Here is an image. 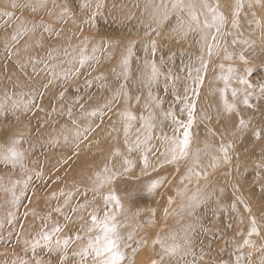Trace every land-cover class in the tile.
Instances as JSON below:
<instances>
[{
	"label": "rangeland",
	"instance_id": "rangeland-1",
	"mask_svg": "<svg viewBox=\"0 0 264 264\" xmlns=\"http://www.w3.org/2000/svg\"><path fill=\"white\" fill-rule=\"evenodd\" d=\"M172 2L0 0V151L19 140L15 147L23 153L15 165L0 159V264H94L79 253L100 234L89 231L91 214L103 219L106 212L116 214L123 264H237L238 257L239 264H264V171L251 165L264 166L257 157L264 131L254 135L264 129V0H241L238 16L237 0H206L226 11L211 55L204 31L178 29L187 13L173 10ZM194 2L202 28L205 10ZM227 33H234L231 44ZM84 48L88 59L81 65ZM153 62L161 75L149 84ZM249 68L254 91L247 107L259 116L243 118L250 128L244 135L236 112L230 160L220 145L193 144L191 137L188 158L169 162L170 141L183 131H176L173 114L187 123L186 105L196 103L206 82L222 76L238 82ZM197 70L203 86L193 82ZM126 112L136 119L128 121ZM149 117L151 129L144 126ZM90 162L105 177L86 175ZM110 195L122 210L107 201ZM253 217L259 235L250 236ZM46 232L53 235L51 249L41 240L33 250ZM158 239L179 251L165 254Z\"/></svg>",
	"mask_w": 264,
	"mask_h": 264
},
{
	"label": "snow or ice",
	"instance_id": "snow-or-ice-1",
	"mask_svg": "<svg viewBox=\"0 0 264 264\" xmlns=\"http://www.w3.org/2000/svg\"><path fill=\"white\" fill-rule=\"evenodd\" d=\"M42 2H43V0H42ZM101 6L102 5L100 3H97V5H96L97 9H99ZM82 7H88V4L85 3L84 5H82ZM200 7L203 8L204 10H206L205 11V19L203 21L202 28H201L200 13L197 12V4L194 2V0H173V2L171 4V8L173 10L184 11L187 13V20L181 19L178 26H177L178 29L183 30V29L187 28L188 30H191L193 28V26H195L197 29H201L202 31H204V34L202 35L201 39L204 41V44L208 49V54L211 55L213 49L217 47V45L215 44V41L217 39V36L221 33V30L224 26L225 17L223 15V13L218 11L219 5H216V7H213V6L209 5L206 2V0H201ZM241 7H242L241 0H237L236 13H235L236 16L239 15V10ZM167 14H168L167 10H165V18L167 16ZM233 26L234 27L236 26L235 21H234ZM212 29L215 30L216 35L210 34V30H212ZM209 40L212 41L211 44L209 43ZM154 49H155V44H153V50ZM86 53H87V49L86 48L82 49L81 56L79 59V63L81 65L86 63V61L88 59ZM228 58L231 59L230 54L228 55ZM240 60L243 61L244 63H248L246 57L243 54L240 55ZM201 63H202V65H204L203 59H201ZM128 64H129L128 59H125L123 61V67L125 69V71H124L125 77H127V75H128V71H127ZM204 66L206 67V65H204ZM147 67H149L148 83L151 84V83L156 81V79L161 75V73L159 72V69L157 68V66L154 62L151 63L150 65H148ZM233 71H234L233 69H229L230 73ZM251 71H252L251 68H249L246 70L244 76H240L237 78L238 82L245 86V88L243 89V91H244L243 103L245 105H248L249 107H251V105H249V97L253 94V91H254L253 85L247 79V76L251 74ZM231 78H232L231 76H228V77L222 76L221 77V79H223L225 81V89L223 90V95L225 96V110L228 112H233L236 110L235 105L229 104L227 102V98H226L227 97V86H228V82ZM193 82L195 84H202L203 83V78L199 75V70H197V75L194 78ZM122 87H124V86H122ZM250 89L253 91H249ZM193 93H194V95L198 94L196 89H193ZM231 94H232L233 98H236L238 96V91L235 88H233ZM259 95L264 96V85L260 86ZM18 104H19L18 101L14 102V105H18ZM186 107L188 109L187 123L176 120L175 116L173 114V120L177 124L176 131L179 132L181 129L183 131H182V136L173 137L170 141L171 147L169 149V153L171 155V160L169 162H171V163H175L181 159H187L188 156L190 155V148H191V132H190V129H191L192 124L194 122L193 113L195 112V104H187ZM3 109H4V105L0 104V111H3ZM124 115L128 121H132V120L136 119V117L134 115H132L131 113L126 112V113H124ZM144 126L147 129H151L153 127V125L151 123V117L145 119V125ZM239 127L241 130H246L248 127V123H246L244 121V119L241 118L239 121ZM262 131H264V129H261V131H255L254 132V135L256 136L257 139H259L261 137ZM148 138H150V137H148ZM148 138H146V140ZM19 143H20L19 140H13L11 147H9L7 150L0 151V159H3L6 162H10L13 165L21 162L23 159V153L20 152L15 147V145H17ZM139 146H140V142L138 141L137 147H139ZM220 151L223 153L224 161L228 162L230 160V157L228 154V149L222 145L220 148ZM197 160H198V155H197ZM144 165H145V167L148 166L147 155H145V157H144ZM105 171H107V170L105 169ZM98 179H100V178L98 177ZM107 179H110V178H107ZM159 183H160L159 181H156V182L150 184L148 186V191L149 192L153 191ZM102 184H103V180H101V186H102ZM13 196H15L14 192H13ZM106 199H107V201L114 202L115 207H118L122 210L123 205L121 204L118 197L110 195ZM91 222H92V228L89 229V231L99 230L100 234L93 237V238H90L88 243H87V246L84 247L80 251L79 256L81 257V260L84 261V260H87L89 257H91L94 261V264H123V261L125 259V254L120 247V241L122 238L119 234V224L116 221V214L114 212L113 213L106 212L104 214L103 219H100L96 214H91ZM60 231H61V229L59 228V226H57L54 229V232L58 233ZM249 235L250 236L251 235H259V229L257 227V221H256L255 217L252 218L251 231H250ZM76 238L81 239V237H79L78 235ZM128 238L131 239L132 238L131 235ZM171 239L175 240L176 237L173 236V237H171ZM41 240H43L46 243V245L51 249L52 241H53V235L51 233L46 232L40 236V239H38L37 241L34 242L33 250H35V248L40 244ZM156 242L161 245V248L163 249L164 253L169 255V256L175 255L179 251V245H176V244L167 245V244H165V242L163 240H160V239H158ZM55 243H56L57 247H59L61 245L60 240H56ZM62 243H63V248L66 252L67 248L69 246V243H70V239H66ZM245 243L249 247L254 246L252 244L251 240L245 241ZM239 259L240 258L238 257L237 258V264H239ZM25 264H26V262H25ZM154 264H155V262H154Z\"/></svg>",
	"mask_w": 264,
	"mask_h": 264
},
{
	"label": "bare ground",
	"instance_id": "bare-ground-1",
	"mask_svg": "<svg viewBox=\"0 0 264 264\" xmlns=\"http://www.w3.org/2000/svg\"><path fill=\"white\" fill-rule=\"evenodd\" d=\"M195 3L197 5H199L197 2H195ZM257 12H259V11H257ZM224 15L226 16V11L224 12ZM228 15H229V13H228ZM230 21L228 23H230ZM228 23H227V25H225V26H227V28L229 26ZM241 24H243V23H241ZM227 28H226V30H227ZM234 33L236 36V32H234ZM234 33L225 34L224 35V41L231 44L232 41L230 39L234 35ZM223 50H224V48H223ZM228 52H230V51H228ZM219 54H221V52ZM212 67H214V65ZM209 75H211V74H209ZM208 77H210V76H208ZM205 79L208 80V78H206V77H205ZM221 80L219 79L218 81H215V82L214 81H212V82L208 81L204 84V87L199 90L200 95H199V97L195 103V109H197V112H196L197 115L196 116H197L198 123L195 127H192L190 129V132H191V137L193 138V140H192L193 144H200L201 145L202 143H206V145L209 147H214V146L218 147L219 145L220 146L223 145L228 150H231L238 142V139L233 136V133L236 131L235 127L237 125V121L234 118V117H236V112L239 114V117L244 118L245 120H248V118L252 115H256L258 117L259 113L257 111L252 112V110L249 109V107H247V105H245L243 103V99H244L243 89L244 88L242 86L238 85V82H233V81H230V83H228L227 97L226 98H227V102L229 104L235 105L236 110L233 112L226 111L225 110V96L223 95V90L225 89V84H221ZM202 86H203V84H202ZM233 88H235L238 91V96L236 98H233L232 94H231ZM218 89H219V91H218ZM261 102H262V104H264V100ZM257 120L259 121V119H257ZM221 122H223V123H221ZM228 130L230 131L229 135H227ZM249 131H250L249 126L247 127L246 130H241V132H243L244 135ZM233 150H234V148L232 149V151ZM257 157H258V160L260 162L264 163V150H261ZM233 158H232V160H233ZM91 163H93V162H90L89 166L83 169L84 173H87L86 175H88V176L95 175V176H100V178L105 177L104 170H101L100 167H99V170H96V168L93 167L95 164H93L91 166ZM251 165H252V167H259L260 168L259 174L262 171H264V166H262L258 163L256 164V163L251 162ZM248 167L250 170L251 166H248ZM247 171H248V169H247ZM247 171H246V169H244V172H247ZM97 173H99V174H97Z\"/></svg>",
	"mask_w": 264,
	"mask_h": 264
}]
</instances>
